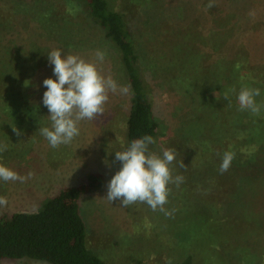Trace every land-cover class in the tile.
Returning a JSON list of instances; mask_svg holds the SVG:
<instances>
[{"label": "rangeland", "instance_id": "rangeland-1", "mask_svg": "<svg viewBox=\"0 0 264 264\" xmlns=\"http://www.w3.org/2000/svg\"><path fill=\"white\" fill-rule=\"evenodd\" d=\"M23 1V10H18L17 2L21 0H0V144L7 145V150L0 153V164L21 176H27L29 172L34 176L26 182L0 181V196L8 200L6 206H0V217L10 215H6L9 212L36 210L58 189L82 185L89 176L97 175L101 176L98 177L100 187L97 185L98 188L83 195L80 210L87 225L90 247L109 264H185L189 256L197 252L199 257H194V264H204L205 256L208 260L211 257L210 264H222L224 254L227 264H264V212H258L255 204L245 202L239 203L238 207L242 218H232L226 213L221 217V223L217 217L210 218L209 214L217 216L214 211L222 206L220 204L228 197V192H221L213 182L207 186L204 183L208 181L205 180L200 186L202 179L197 180L193 174L197 163L191 154L193 141L182 143L176 138L177 131L184 124H188V127L184 126L187 130L203 134L209 127L206 117L211 116L210 112L205 110L203 114L200 108H196L182 114L183 110L178 109L182 105L179 88L174 85L165 91L166 87L161 86L162 80L151 76L162 66L167 67L165 58L171 62L176 61V57L185 59L187 55L190 59L188 54L195 52L194 57L199 54L205 58L198 61V57L197 64L205 66L213 44L219 48L225 44L228 46V40H234L239 34L247 36L253 43L258 41L264 25V0H108L111 9L125 15L139 53L146 60L142 62L141 59L143 69L149 67L143 71V77L147 80L157 118L163 126L154 139L156 143L149 146L150 150L162 155L164 149H175L173 175L184 177L179 187L170 185L171 193L164 206L170 215L153 211L147 204L124 207L119 200L111 202L104 199L107 184L122 167L115 160V152L128 146L126 120L130 91L127 95L110 94L105 114L95 121H82L80 135L71 144L58 148H52L37 127V132L31 130L35 126L31 121L24 125L26 117L34 119V114L25 117L15 112L10 115L8 104L12 106L13 99L9 100V93L15 92V98L25 106L39 104L45 92L41 84L52 78L39 65L28 70L32 80H25L19 74L18 68L24 72L27 65L19 62L21 56L11 42L15 33L25 30L38 37H51L48 36L49 30L42 33L36 26H31L33 17L41 16V12L39 8L29 7V4L35 5L33 0ZM50 3L55 4L52 6L53 22L64 25L61 19L68 17L67 10L71 6L63 0H48ZM210 3L212 7H208ZM81 12L82 5L77 6L74 14L85 17ZM2 24L7 28L1 27ZM83 31L82 36L86 40L93 39L101 46L81 50L78 55L91 61L95 59L96 50L105 51L107 66L100 65L104 75H111L120 85H128L126 76L119 71L116 53L109 44L102 45L101 33L90 28H83ZM213 52L214 49L211 50ZM167 76L173 79V84L181 81L177 69L170 70ZM203 79L195 73L192 81L200 84ZM203 91L205 96H217L210 87ZM184 103L190 104L191 98H186ZM45 113L46 117L50 115L48 109ZM13 127L20 130V136L16 135ZM186 129L181 128V131L186 133ZM181 161L187 168L180 167ZM256 196L258 199L262 197L260 192ZM223 241L225 247L219 249ZM232 250L233 253L230 252ZM0 264L47 263L0 260Z\"/></svg>", "mask_w": 264, "mask_h": 264}, {"label": "trees", "instance_id": "trees-1", "mask_svg": "<svg viewBox=\"0 0 264 264\" xmlns=\"http://www.w3.org/2000/svg\"><path fill=\"white\" fill-rule=\"evenodd\" d=\"M33 1L35 5L29 4V7L39 8L41 16H34L31 26H36L42 33L49 30L48 36L51 37L43 35L38 37L25 30H18L15 33L14 39L10 41L17 48L16 53L21 56L19 62L27 65L24 72L18 68L19 74L25 80H32L28 70H34V66L39 65V68L44 67L42 71L49 72L55 79L56 77L51 75L54 74V66L49 63L47 55L54 49H61L65 55L69 53L78 55L81 50L95 49L98 45L101 46L100 43L97 44L93 39L86 40L82 36L83 28L100 32L103 38L101 42H104L102 45L109 44L116 53L120 64L119 71L124 73L126 82L130 85V106L126 120L128 145L131 141L146 135L156 139L163 126L157 118L147 80L143 77V71L149 67L143 69L144 65L141 63L146 60L139 53L136 39L125 15L111 9L108 0H63L71 6V9L67 10L68 17L61 19L62 22L64 21V25H61L52 20V6L55 4H48V0ZM23 2V0L17 2L18 10H23V7L21 8ZM81 5V13L85 17H76L74 12L77 6L81 7ZM1 27L7 28L6 24H2ZM22 28L23 26H20V29ZM249 29L252 30L250 27ZM259 38L260 41L256 40L253 43L247 36L239 34L234 40H228L226 47L222 45L219 48L213 44L211 50L214 49V52L209 51L210 57L206 60L205 66L197 64L198 57V61L205 58L199 54L194 57L195 52L191 55L187 53L190 59L187 55L185 59L176 57V61L171 62L165 58L167 67L162 66L154 75L150 74L153 79L162 80L161 86L166 87L165 91L174 85L179 88L182 105L178 109L183 110L182 114H188L196 108H200L203 114L205 110L211 114L206 117L209 127L203 134L187 130L184 126L188 127V124H184L177 131L176 138L182 143L193 141L191 154L197 159L193 174L197 180L202 179L200 186H203L205 180L208 181L204 183L207 186H211L213 182L215 188L217 186L221 192H228V197H225L220 204L222 206L214 211L217 216L209 214L210 218H219L220 223L225 213L232 218H242L243 214L238 208L239 203H253L257 206L258 212H264V108L259 115L239 111L236 99L242 87L258 88L261 95L256 97L257 103L264 104V25L261 26ZM101 66L106 67L107 63L104 61ZM174 69L181 74L179 79L181 81L173 84V79L168 77L167 73ZM195 73L204 77L202 83L193 84ZM40 77H35L34 80ZM42 84L41 88L46 92L47 89H43ZM209 87L217 93L216 97L206 94V98L203 89ZM233 88L236 89V93L229 91ZM225 92H229V99H225ZM13 94L15 92L9 93V100L13 99L12 106L8 104L11 109L10 115L15 112L25 117L34 114V119L26 117L23 123L25 125L31 121L35 124L31 130L35 132H37L36 127L38 129L50 127L51 122L45 113L47 107L43 105L42 100L39 104L25 106L19 103ZM186 98H191L188 106L184 103ZM181 128L186 129V133H183ZM226 151L233 152L235 158L228 171L221 174L219 168ZM98 177L101 176L91 175L82 182V185L58 189L42 207L36 210L9 212L6 215H10L0 217V260H32L47 264H109L90 247L87 225L80 210L83 195L98 188L100 181ZM258 192L262 196L260 199L256 196ZM241 198H244V201ZM198 233L196 235L199 236ZM243 234L245 237V232ZM221 244L219 249L225 247L224 241ZM225 255L222 264L228 262V259L225 260ZM196 256L199 257L198 252L190 255L185 264H194ZM204 258V264H210L211 257L210 260L206 256Z\"/></svg>", "mask_w": 264, "mask_h": 264}, {"label": "clouds", "instance_id": "clouds-1", "mask_svg": "<svg viewBox=\"0 0 264 264\" xmlns=\"http://www.w3.org/2000/svg\"><path fill=\"white\" fill-rule=\"evenodd\" d=\"M210 3L208 7H212ZM106 52L96 50L95 59L87 60L76 54H63L61 49H54L48 55V60L54 66L55 79L47 78L43 81L47 89L43 94V105L50 115V127L39 128L52 148L69 145L80 135L82 121H95L105 114V105L110 94L127 95L130 85H120L111 75H104L100 65L106 58ZM28 82H26L27 86ZM236 93V89L229 90ZM261 92L258 88L242 87L236 95L238 110L248 111L259 115L264 104L257 103L256 97ZM225 99H229V92H225ZM13 131L17 136L21 132L16 127ZM156 141L150 135L135 139L121 151L115 152V160L122 167L115 173L107 184V195L104 199L114 202L119 200L122 206L132 204H147L153 211L165 212L168 197L171 193L170 185L177 187L184 182L182 175H173L172 165L176 160V150L164 149L161 154L150 150V145ZM7 150L6 144H0V153ZM235 154L226 151L222 156L219 171H228ZM181 168H187L183 161ZM34 173L21 176L9 167L0 164V181L26 182ZM8 200L0 196V206H6Z\"/></svg>", "mask_w": 264, "mask_h": 264}]
</instances>
